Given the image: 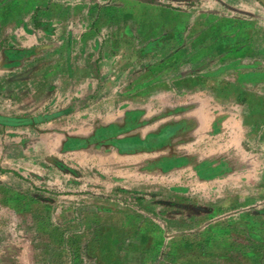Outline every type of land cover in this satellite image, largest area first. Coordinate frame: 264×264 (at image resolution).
I'll list each match as a JSON object with an SVG mask.
<instances>
[{
  "label": "rangeland",
  "instance_id": "rangeland-1",
  "mask_svg": "<svg viewBox=\"0 0 264 264\" xmlns=\"http://www.w3.org/2000/svg\"><path fill=\"white\" fill-rule=\"evenodd\" d=\"M24 5L32 9L22 16L15 9L13 17L7 8L0 12V57L6 43L11 50L18 48L0 72V232L4 226L11 234L16 226L21 231L11 254L22 264H39L31 257L34 246L44 264H244L242 253L254 250L256 260L248 264H264V194L259 201L247 199L253 185L238 188L236 174L226 187V109L234 106L247 112V149L260 155L264 187L262 2L31 0ZM64 12L67 24L76 21L79 30L70 36L50 31ZM36 22L34 48L24 51L25 29ZM15 29L25 32L22 42ZM6 33L11 41L4 40ZM65 37L68 55L55 49L61 39L66 43ZM135 59L158 63L166 88L182 97L177 109L198 118L197 130L182 127V194L175 192L174 176L158 178L160 185L150 186L143 180L67 179L59 171L36 175L30 161L16 163L7 147L15 144L19 132L30 139L48 121L61 124L63 114L75 119L78 108L87 103L79 101L76 92L98 86L54 79L84 76L96 68L107 76L113 65L112 71L124 76L123 83L112 87L126 91V80L134 79L127 64ZM54 91L58 95L53 96ZM118 101L122 99L97 97V112L101 108L107 113ZM213 154L218 159L213 160ZM29 155L26 150L22 159ZM247 174L249 182L255 175L252 170ZM241 194L245 207L237 209L234 202H240ZM28 205L37 213L17 212Z\"/></svg>",
  "mask_w": 264,
  "mask_h": 264
},
{
  "label": "crops",
  "instance_id": "crops-1",
  "mask_svg": "<svg viewBox=\"0 0 264 264\" xmlns=\"http://www.w3.org/2000/svg\"><path fill=\"white\" fill-rule=\"evenodd\" d=\"M7 1H10V4ZM26 1L31 0H0V12L7 8V12L10 10L8 15L13 17V9H15L22 16L26 13L25 10L32 7H26L24 5ZM60 16L59 23L56 24L54 29L50 30L55 35L70 36V31H79L76 29L75 20L74 26L71 25V22L67 24L69 21L68 17L65 16V12ZM32 25L26 27V33L19 32L18 29L13 31L21 42L22 35L25 33L28 46L24 51L28 52L32 51L29 47H33L35 43L33 42L34 37L31 36L35 32L34 26L35 28L39 26L37 22ZM20 35L21 39L19 38ZM7 36V33L4 34V40L10 39V36L9 38ZM68 38H64L67 40L66 43L62 39V42L56 43L55 49L57 52L63 51V54L65 51L67 55L70 53ZM7 44L2 49L4 56L0 57V72H3L4 70L1 68L4 65L6 67L7 62H10L11 53L18 49L15 47L11 50ZM8 45H11V43ZM65 58L70 59L68 56ZM97 58L96 56L95 59ZM165 62L164 59L160 63L162 70L166 67ZM95 67L94 65V69ZM114 67L113 65L110 66L111 69H109V75L107 76L104 75L102 70L96 68L84 76L75 77L73 74V77H71V75L63 74L62 77L60 75L56 80L54 79L53 83L75 82L80 79V82H94L98 86L95 91L81 90L76 92L75 96L79 101H87L85 107L78 108L80 112L78 117L71 120L70 118H64L65 114H63L61 124L55 125L56 121H48L49 123H46V125L40 126V133H36L34 136L31 135L30 139L24 136L25 132L21 131L15 136V144L7 148L11 147L10 152L15 153L16 163L18 161H30L32 169L37 173L36 175H41L44 171H50L51 173L59 171L67 179L82 178L84 180L95 179L96 181L112 179L120 183L122 181L143 180L150 181L148 183L150 186L159 184L156 181L158 178L167 179L168 176H174L175 186L178 187L175 192L177 193L178 190V193L182 194V165L184 162L182 147L185 140L183 139L182 127L186 125L187 129L197 130L199 126L197 116L192 112L187 113L177 109L181 105L179 100L182 97H178V92H172L170 88H166V82L164 83L158 63L152 64L150 61L143 62L136 59L128 63L127 67L130 71L128 73L132 74L134 79L126 80V91H118V86L112 87L114 83H123L124 76L122 73H118L116 69L112 71ZM74 77L75 79H73ZM130 82H133V85ZM152 83L154 85H151ZM68 92L62 91L63 94H69ZM57 93L54 91L53 96L58 95ZM97 97L99 99L120 98L122 101H118L116 104L113 103L112 109L107 113H103L101 108L97 112ZM166 99H169V101L167 102ZM80 103L85 102L81 101ZM64 112H66L65 109ZM244 114H247V112L245 110L241 111L240 106L238 110L235 109V106L226 109V187H231L234 180L230 176L236 174V178L239 180L238 188L242 187L245 190L247 186L253 185L252 194L247 195L243 191L245 195L249 196L247 199L259 201L264 194V187L260 182L262 178L259 176L262 173L259 171L262 160L257 150L250 152L253 153L252 155L248 152V139L245 138L248 123ZM18 131L20 130L18 129ZM23 138H27L26 142H23ZM254 145L256 147V142ZM26 150L30 153L29 158L22 159ZM211 158L213 160L218 159V154H213ZM171 167H173V170H171ZM72 169H75V172ZM251 170L255 176L248 182L247 173ZM88 175L91 178H88ZM245 200L246 197L242 195L240 202H234V205L237 209H242L245 207H243ZM28 207L22 210L17 209V212L22 213V215L29 210L33 215L37 213V209L30 208V205ZM226 207L230 209L229 204ZM262 216L260 215L261 218ZM16 230L15 233L11 234V231L7 232L6 226H4L2 234L0 232V240L2 241L0 264H6L9 261L12 263V260L17 264L16 259L19 264H22L21 259L14 252L11 254L9 250L12 248V243L17 244L18 241L20 242L16 239L18 235H21V231L17 226ZM22 234L25 237V232ZM257 239L262 242L261 237ZM8 243L11 246L8 247ZM38 249L35 246L32 247L31 257L35 259V262L39 260V264H44L42 257L39 256ZM242 254H245L246 257L244 264L251 263L248 260H256L254 250H247Z\"/></svg>",
  "mask_w": 264,
  "mask_h": 264
},
{
  "label": "trees",
  "instance_id": "trees-1",
  "mask_svg": "<svg viewBox=\"0 0 264 264\" xmlns=\"http://www.w3.org/2000/svg\"><path fill=\"white\" fill-rule=\"evenodd\" d=\"M137 1H139V2H148V3H150L151 2V0H137ZM262 5L264 6V1L262 2Z\"/></svg>",
  "mask_w": 264,
  "mask_h": 264
},
{
  "label": "water",
  "instance_id": "water-1",
  "mask_svg": "<svg viewBox=\"0 0 264 264\" xmlns=\"http://www.w3.org/2000/svg\"><path fill=\"white\" fill-rule=\"evenodd\" d=\"M260 2H263V0H259Z\"/></svg>",
  "mask_w": 264,
  "mask_h": 264
}]
</instances>
